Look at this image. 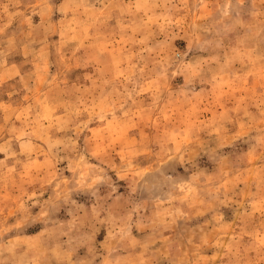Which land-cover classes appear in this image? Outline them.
I'll list each match as a JSON object with an SVG mask.
<instances>
[{
  "label": "rangeland",
  "instance_id": "374dc122",
  "mask_svg": "<svg viewBox=\"0 0 264 264\" xmlns=\"http://www.w3.org/2000/svg\"><path fill=\"white\" fill-rule=\"evenodd\" d=\"M0 264H264V0H0Z\"/></svg>",
  "mask_w": 264,
  "mask_h": 264
}]
</instances>
